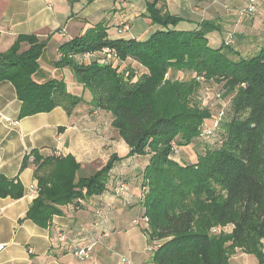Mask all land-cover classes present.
<instances>
[{
	"label": "trees",
	"instance_id": "obj_1",
	"mask_svg": "<svg viewBox=\"0 0 264 264\" xmlns=\"http://www.w3.org/2000/svg\"><path fill=\"white\" fill-rule=\"evenodd\" d=\"M143 1V17L157 28L148 39H112L105 23H99L63 44L59 59L50 61L56 69L69 68L90 92L87 114H110L128 155L113 154L97 172L82 177L73 155L55 152L44 159L28 153L22 168L34 167L37 186L27 219L48 228L61 207L81 209L84 200L103 194L117 164L144 158L139 187L144 214L133 223H144L153 264H231L237 252L264 264V46L256 54H243L233 34H224L218 23L203 20L192 30H179L189 22L185 17L172 14L161 0ZM247 9L241 14L255 11ZM118 26L123 35L130 25ZM214 32L222 38L217 48L208 37ZM48 41L21 35L0 53V83L14 86L22 103L20 119L56 108L71 117L86 107L65 80L39 76ZM22 44L28 49L22 50ZM171 70L192 73L196 80L190 85L164 82ZM203 84H216L226 96V107L215 115L194 101ZM208 124H217L220 143L201 151ZM121 185L127 189L117 193ZM129 192V183L118 179L115 195ZM24 196L18 179L0 175V198Z\"/></svg>",
	"mask_w": 264,
	"mask_h": 264
},
{
	"label": "crops",
	"instance_id": "obj_2",
	"mask_svg": "<svg viewBox=\"0 0 264 264\" xmlns=\"http://www.w3.org/2000/svg\"><path fill=\"white\" fill-rule=\"evenodd\" d=\"M112 1L0 0V53L9 51L21 35L48 39L46 62L42 61L43 72L39 76L72 84L70 93L77 96L81 93L86 104L71 117L64 109L56 108L50 113L20 119L22 103L14 86L10 82L0 83V175L18 179L25 188V196L18 201L0 198V245H4L0 264H153V251L142 230L144 223H133L144 214L139 204L141 172L147 163L144 158L132 157L117 164L103 194L84 200L81 209L73 205L61 207V215L55 216L48 228L27 219L36 198L32 190L37 186L34 167L22 168L28 153L35 151L44 159L55 152L73 155L81 164L79 176L84 173L82 177L97 172L113 154L124 158L129 153L113 129L109 113H86L91 94L76 82L72 71L56 69L50 64L59 59L58 49L63 44L99 23L108 27L109 37L112 27L116 28L112 34L117 35L118 24L106 18ZM115 1L125 5L123 23L139 18L148 30L141 27L135 35L129 33L123 38L146 40L157 29L143 17L146 11L143 0ZM161 1L172 14L189 21L181 23L179 30H192L201 21L209 20L218 23L224 34H233L236 48L243 54H256L264 46V0H256V9L251 14L240 12L249 7L250 0ZM77 3H83L82 14L76 12ZM28 47L22 44V50ZM49 50L57 56L56 60L48 58ZM60 128H63L61 133ZM120 178L129 183L130 192L117 196L114 187ZM90 245L94 248L88 260L81 261L75 256L78 249Z\"/></svg>",
	"mask_w": 264,
	"mask_h": 264
},
{
	"label": "rangeland",
	"instance_id": "obj_3",
	"mask_svg": "<svg viewBox=\"0 0 264 264\" xmlns=\"http://www.w3.org/2000/svg\"><path fill=\"white\" fill-rule=\"evenodd\" d=\"M75 6H76L75 8L76 12H81L82 14L85 11L83 7V3H77ZM109 6L111 8V11L107 14V17H106L108 19L107 21L112 19L114 22L116 21L118 25L126 21L124 14H123L125 12L123 6L125 5H123L121 1L113 0L111 3H109ZM129 8H131V6H129ZM143 23L144 21L139 18H136L135 20L133 19V21L129 22V25H130L129 31L127 32L124 31L123 35L119 34L118 32H117V35L112 34L113 31L114 32L116 31V28L112 27L110 38L117 39V38H121V36L127 37L128 36L127 34L129 33L135 35L136 33L139 32V29L141 27H142L141 30H147L146 27L143 25ZM210 40H211L212 48H217V46L221 44L220 35L217 33L210 36ZM47 56L48 58L53 59V60H56L57 58L56 55L55 56L53 55L51 50H49V53L47 54ZM66 76H67V80H69L68 75ZM195 80H196V76H194L192 73H188L186 71L171 70L169 72V75L165 77L164 82L172 81V82H177L179 84L190 85V83L194 82ZM66 84H67L68 91L71 92L73 90L72 88L73 85L67 82ZM79 96H82V94L80 93ZM193 98H194V101H199L203 107H207L208 109H210V111L214 115L216 114L217 111H220L221 109L226 107L225 105H227L226 96L222 93V91L219 89V87L216 84H207L205 86L203 84L202 88H200L198 91L195 92ZM216 127H217L216 125L208 124L207 131L204 133V135L200 137L201 148L200 147L199 148L201 149V151H205L208 147H211L214 149L219 146V143H220L219 132L218 130L214 131ZM80 176H84V173L83 174L81 173ZM226 231L230 232L229 228ZM230 262L231 264H259V260L255 256H252V255L243 256L241 252H237L234 256H232Z\"/></svg>",
	"mask_w": 264,
	"mask_h": 264
},
{
	"label": "built area",
	"instance_id": "obj_4",
	"mask_svg": "<svg viewBox=\"0 0 264 264\" xmlns=\"http://www.w3.org/2000/svg\"><path fill=\"white\" fill-rule=\"evenodd\" d=\"M255 4H256V0H250V5H249L247 11L248 12H253L255 10ZM129 28H130L129 26H126L124 28V31L125 32L129 31ZM104 52L107 54V58L111 59V57H112L111 51L107 49ZM215 125L217 126V124H215ZM29 157H30L29 158V162L33 163L34 160H35L34 157L31 156V155H29ZM126 189H127L126 185H121L120 189L117 190V193H120L121 191L126 190ZM32 191L36 195L35 187L33 188ZM93 248H94V245H90L89 247H86V248H80V249H78L75 252V256L78 259H80L81 261L88 260L90 258L91 252L93 251ZM3 250H4V245H0V252L3 251ZM150 250H152V249L150 248Z\"/></svg>",
	"mask_w": 264,
	"mask_h": 264
}]
</instances>
